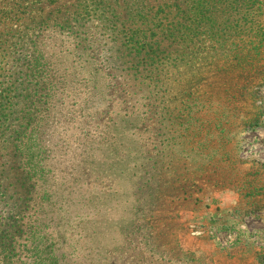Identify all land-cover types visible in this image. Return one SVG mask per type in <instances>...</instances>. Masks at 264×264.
Here are the masks:
<instances>
[{"label":"rangeland","instance_id":"rangeland-1","mask_svg":"<svg viewBox=\"0 0 264 264\" xmlns=\"http://www.w3.org/2000/svg\"><path fill=\"white\" fill-rule=\"evenodd\" d=\"M169 1L0 0L11 264H264V0Z\"/></svg>","mask_w":264,"mask_h":264},{"label":"trees","instance_id":"trees-1","mask_svg":"<svg viewBox=\"0 0 264 264\" xmlns=\"http://www.w3.org/2000/svg\"><path fill=\"white\" fill-rule=\"evenodd\" d=\"M238 1L239 0H171L169 4L160 3L156 5L155 9L157 13H163L164 16L170 15L169 19L174 28L170 29L169 35L176 34L179 38L189 39L193 33L192 28H190L192 24H198L202 19L210 17V14L219 7L230 5L232 8ZM259 1L260 0H246V3L258 4ZM194 35L197 34L194 33ZM151 57L152 56H149V59H151ZM17 239V236L11 237L10 231L0 233L2 264H11L9 262V260H11V244L14 245ZM3 247L6 248L3 250ZM4 258H6V260H4Z\"/></svg>","mask_w":264,"mask_h":264}]
</instances>
